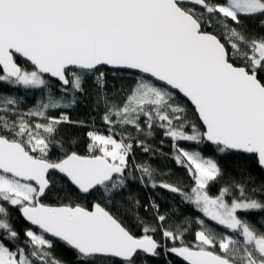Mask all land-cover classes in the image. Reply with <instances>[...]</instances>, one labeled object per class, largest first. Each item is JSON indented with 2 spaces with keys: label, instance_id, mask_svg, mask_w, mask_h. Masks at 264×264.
Returning <instances> with one entry per match:
<instances>
[{
  "label": "snow or ice",
  "instance_id": "snow-or-ice-1",
  "mask_svg": "<svg viewBox=\"0 0 264 264\" xmlns=\"http://www.w3.org/2000/svg\"><path fill=\"white\" fill-rule=\"evenodd\" d=\"M88 100L99 125L71 118ZM64 125L89 129L83 147ZM253 162L264 0H0V264H264ZM134 184L180 203L162 212Z\"/></svg>",
  "mask_w": 264,
  "mask_h": 264
},
{
  "label": "trees",
  "instance_id": "trees-1",
  "mask_svg": "<svg viewBox=\"0 0 264 264\" xmlns=\"http://www.w3.org/2000/svg\"><path fill=\"white\" fill-rule=\"evenodd\" d=\"M5 91H11L10 89H4ZM33 101L31 99L28 100V104L31 105ZM190 106V105H189ZM191 107V106H190ZM92 117H96V123L99 125L100 120H99V115L92 110V101L88 100L87 101V107L84 105H79L77 106L72 112H71V118L73 120H84L86 122H89ZM89 129L87 127H72L70 125H64L62 126V132L64 134H72L76 133L79 134L81 137V146L83 147V144L86 143V137L84 134L88 131ZM160 139V135L157 134L155 140L153 143H157ZM166 144H170V141L166 142ZM137 158L139 160H145L148 159L146 155H142L140 153V150L137 149ZM164 152H169V148L167 146L164 147L163 149ZM151 163L153 166L157 167L161 171L167 170L169 167L173 169V171L176 173L178 176H183L185 184H191V180L188 178L187 174L185 173L184 169H177L173 165V162L171 160H168L164 157H157L155 159L151 160ZM250 173L251 175L255 178V183L259 184L262 181H264V172L262 169L259 167L258 164L253 162L250 168ZM169 180L174 181L175 176L168 177ZM185 185H181V187H184ZM133 189H139V198L142 203H147L149 196H155L157 198V203L161 205V211L167 210L170 206L175 204L180 203V198L179 196L172 194L168 191L161 190V189H156L154 192L151 189H140V186L137 184H134ZM94 201H99V193H93L92 195L86 196V197H81V202L88 203L90 205L91 202ZM48 202H52L51 200ZM110 211H113L114 213H119L122 218L128 222H132V217L126 213V210L124 207H121L118 203L115 201L113 202L112 206L109 208ZM185 212H192L193 210L190 207L182 209ZM141 215H145L144 209H140ZM13 216H16L17 213L15 210L12 212ZM252 219H255V215L252 216ZM21 223L23 221L21 220ZM193 228H195V225H193ZM137 232L139 233V229H137ZM191 239V236L188 237ZM56 255L61 256L63 259H66L68 261H74L75 259V254L68 249H64L61 245H57L55 249ZM174 261V264H181V261L175 257H170ZM148 264H162V258L160 260H157L155 258H150L148 261Z\"/></svg>",
  "mask_w": 264,
  "mask_h": 264
},
{
  "label": "water",
  "instance_id": "water-1",
  "mask_svg": "<svg viewBox=\"0 0 264 264\" xmlns=\"http://www.w3.org/2000/svg\"><path fill=\"white\" fill-rule=\"evenodd\" d=\"M191 106V105H190ZM260 167V166H259ZM261 168V167H260ZM262 169V171L264 172V168H261Z\"/></svg>",
  "mask_w": 264,
  "mask_h": 264
}]
</instances>
